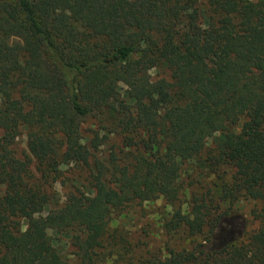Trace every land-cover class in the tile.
<instances>
[{"label": "trees", "instance_id": "trees-1", "mask_svg": "<svg viewBox=\"0 0 264 264\" xmlns=\"http://www.w3.org/2000/svg\"><path fill=\"white\" fill-rule=\"evenodd\" d=\"M63 165L87 186L52 207ZM0 187V264H70L62 237L78 264H264V0H0ZM161 198L188 248L111 228Z\"/></svg>", "mask_w": 264, "mask_h": 264}, {"label": "rangeland", "instance_id": "rangeland-1", "mask_svg": "<svg viewBox=\"0 0 264 264\" xmlns=\"http://www.w3.org/2000/svg\"><path fill=\"white\" fill-rule=\"evenodd\" d=\"M92 124V120H89L85 123L84 127H91ZM16 149L19 153L27 151L25 136L18 139ZM73 168V165H63L61 167L62 173L57 183L51 189L54 195L52 207L63 204L66 195L72 190L74 184L80 188L87 186L82 171ZM182 169L184 185L199 182L197 186L199 188L213 186L218 182L215 176L207 177L206 171L196 170L192 164H185ZM1 193L2 188L0 187ZM187 201H190V198ZM227 208H231L232 210L230 213L232 214V220L227 225L231 226L232 229L243 230L241 242H246L248 237L260 226L257 215L262 208V202L242 196L233 203L224 204L223 209ZM173 211L174 208L168 205L165 199L162 198L154 202L137 203L116 212L113 216L116 221L112 222L111 228H118L119 232L123 231L124 234H129L131 241L147 245L150 252L154 253L156 250H162L166 242L169 241L170 237L165 234L164 229L162 230V226L165 220L172 216ZM62 239L64 241L58 242L57 246L59 253L66 262L78 264L74 256V249L67 243L66 237H62ZM172 240L171 246L178 249L188 248V242L179 235ZM196 240L201 241V238Z\"/></svg>", "mask_w": 264, "mask_h": 264}]
</instances>
